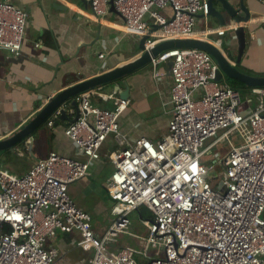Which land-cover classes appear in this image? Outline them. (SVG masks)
<instances>
[{"label": "built area", "instance_id": "obj_1", "mask_svg": "<svg viewBox=\"0 0 264 264\" xmlns=\"http://www.w3.org/2000/svg\"><path fill=\"white\" fill-rule=\"evenodd\" d=\"M86 1L84 15L99 22L113 1L121 30L148 37L147 51L162 42L223 36L238 28L197 32L199 15L209 17L210 0ZM28 18L11 1L0 0V50L20 56ZM166 62L172 64L173 109L162 140L128 146L118 119L129 101L91 91L76 97L80 118L65 129L87 162L51 152L21 177L0 169V264H57L60 251L48 242L59 232L79 234L77 247L91 253L89 264H264V88L252 89L258 106L244 113L240 93L216 81L218 65L207 52L172 49L152 59L154 67ZM93 96L113 107L93 105ZM59 114L48 121L50 127ZM109 138L116 148L106 155L114 170L105 189L119 216L100 234L68 187L89 175L90 162L102 158ZM223 142L227 151L213 159V148ZM143 209L150 219L146 237L139 238L142 252L162 250V256L143 263L132 249L110 253L113 239L128 233V216Z\"/></svg>", "mask_w": 264, "mask_h": 264}, {"label": "crops", "instance_id": "obj_2", "mask_svg": "<svg viewBox=\"0 0 264 264\" xmlns=\"http://www.w3.org/2000/svg\"><path fill=\"white\" fill-rule=\"evenodd\" d=\"M9 1L27 12L29 18L20 56L14 57L6 50H0V140L11 138L24 128L52 98L78 83V80H88L100 75L102 71L122 67L141 56L139 46L144 37L124 33L121 30L123 19L114 12L110 11L99 22L84 15L90 7L85 8L81 0ZM228 2L237 9L243 3L251 14V19L245 26L246 49L237 68L245 74L264 77V0ZM214 5L221 8L220 2H215ZM165 14L168 17L172 15L170 10H166ZM223 14L228 22L225 27H220L214 18L199 15L197 32L227 29L235 24L225 12ZM148 20L150 21L149 18ZM202 39L225 48L233 61L238 55V38L234 31L227 30L223 36L209 34ZM36 44L39 46L36 47ZM100 55L104 57L101 58ZM126 81L130 89L129 105L119 117L118 123L128 146L141 139L153 143L162 140L172 119L170 92L173 79L170 63H162L157 67L151 63L127 76ZM232 82L233 80L224 81L221 84L237 90ZM117 88L123 89V86ZM95 91L118 97L111 88ZM244 93L241 96L242 111L250 113L258 106V99L252 94V90H244ZM91 103L99 107H113V102H105L98 96H93ZM68 117L72 119L75 114L69 111ZM69 125L68 122L54 121L50 127L47 122L34 134L31 152L26 142L0 154V169L21 177L36 162L45 160L51 152L87 162L88 158L65 134ZM115 148L113 138H109L101 149L102 158L90 162L89 175L68 187L75 205L91 218H101L110 206L111 200L106 193L105 184L114 167L106 161V155ZM227 149V146L223 149L222 156ZM144 213L149 220L150 214L145 209L139 215ZM79 237L77 233L59 232L48 242V246L57 248L61 257H67L78 248ZM117 248L119 250L120 245ZM82 258V255H71L67 264H82L85 261ZM63 263L66 264V259Z\"/></svg>", "mask_w": 264, "mask_h": 264}, {"label": "water", "instance_id": "obj_3", "mask_svg": "<svg viewBox=\"0 0 264 264\" xmlns=\"http://www.w3.org/2000/svg\"><path fill=\"white\" fill-rule=\"evenodd\" d=\"M215 2L221 3V8L215 7ZM81 3L88 8L90 5L86 0H81ZM111 12L117 14L111 1ZM210 18H214L218 21L220 27L228 25L226 17L223 12L235 23L238 28L235 30V34L238 38V55L233 61L229 57L228 51L216 44L209 42L205 39H185V40H171L162 42L147 51L145 44L148 37H144L141 40L139 49L141 56L125 64L122 67L115 68L107 72H101L98 76L80 81L78 83L66 88L57 96L52 98L48 104L21 130L14 134L11 138L0 140V154L15 149L26 142L29 145V151L31 152L32 145L34 144V134L41 130L44 125L51 119V117L59 111V117L57 121L68 122L70 124L75 123L80 118V109L76 97L97 89L109 90L110 88L116 93L118 98L122 100H128L130 97V89L126 81V77L133 74L137 69L143 68L152 63V59L156 58L162 52L172 49H198L203 50L210 54L218 65L216 73V81H237L244 84L247 88H264V77L252 76L241 72L237 66L240 65L242 57L246 49V23L251 19V14L248 9L241 3L239 9L232 6L228 0H210L209 1ZM243 24V25H242ZM172 64H170V68ZM76 78L79 79L78 76ZM120 85L123 86L122 88ZM71 111L75 114L74 118L68 117V112ZM222 184L219 185L221 188Z\"/></svg>", "mask_w": 264, "mask_h": 264}, {"label": "rangeland", "instance_id": "obj_4", "mask_svg": "<svg viewBox=\"0 0 264 264\" xmlns=\"http://www.w3.org/2000/svg\"><path fill=\"white\" fill-rule=\"evenodd\" d=\"M244 90L248 91L247 89L241 86H238V92L241 93V96L245 94ZM249 90H252V88H249ZM212 141H213L212 139L208 140L205 143V146H208ZM226 145H227V142H223L218 147L213 148L212 153H211L212 158L217 159L219 156L222 158L223 157L222 151L226 147ZM220 169H221V166H219V164L216 165V170L218 174H220ZM217 173L215 172L214 175L216 176ZM214 175L212 174L211 177H214ZM216 181L218 180H215V182ZM109 204L110 206L108 207L106 214H104L101 218H95V217L92 218V225L95 228V230L99 233L106 232L110 228V226L113 224V222L118 219L119 214L117 213V210H116V204L111 201L109 202ZM128 220L130 221L128 233H124L119 238L113 239V242L110 246V253L117 252L118 251L117 247L118 245H120V249L128 248V249H132L133 251H135L136 255L139 256L138 257L139 261L143 263H147L148 260H153V259H156L157 257H161L162 250H156V251L148 250V253H146V255H144L145 253L144 251L142 252L143 246L140 244L139 237H146L147 235V230H148L147 214L144 213L142 216H140L139 213H132L128 216ZM71 255L74 257L77 255L84 256V258L82 259H85V261L82 264H87L88 259H90L91 257V253L85 252L81 248H75ZM71 255L69 254L67 255V257L65 256L66 258L61 257L60 255L58 257L57 264H59L60 262L61 264H64L63 263L64 259H66V264H67L68 258L70 259ZM59 260L60 262L58 263Z\"/></svg>", "mask_w": 264, "mask_h": 264}, {"label": "trees", "instance_id": "obj_5", "mask_svg": "<svg viewBox=\"0 0 264 264\" xmlns=\"http://www.w3.org/2000/svg\"><path fill=\"white\" fill-rule=\"evenodd\" d=\"M232 84L234 85L233 87H235V89H237V90H238V86H241V87H243V88L249 90V88L245 87L244 84H241V83H239V82L233 81ZM121 249H122V248H121Z\"/></svg>", "mask_w": 264, "mask_h": 264}]
</instances>
